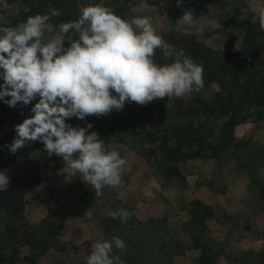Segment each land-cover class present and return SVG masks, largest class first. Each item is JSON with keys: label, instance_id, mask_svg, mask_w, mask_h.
<instances>
[{"label": "trees", "instance_id": "1", "mask_svg": "<svg viewBox=\"0 0 264 264\" xmlns=\"http://www.w3.org/2000/svg\"><path fill=\"white\" fill-rule=\"evenodd\" d=\"M1 1L6 8L0 17V27H15L29 16L48 14L50 4L61 12L48 21L58 35V25L76 20L80 6L88 4H103L117 16L129 20L135 12L145 7L155 11L161 3L171 6L167 8L170 14L182 16L184 10L203 0H182L180 8L177 0ZM259 1L264 7V0ZM219 23L238 33L227 35L226 43L218 48L199 34L170 30L160 35L176 51L184 50L195 63L203 66L204 86L199 92L182 98L157 99L146 106L126 103L122 111L113 110L109 116L67 121L81 127L91 123L90 131L99 134L107 151H117L126 162L129 157L136 159L149 174V182L155 179L162 192L175 189L181 197L184 194L179 210H174L187 236V244L182 243L179 252L190 251L197 264L217 263L219 252L212 246L215 241L212 231L215 226H225L233 219L225 207L211 205L206 198L189 194L190 185L196 187L197 193L207 191L223 198L236 183L234 174L250 171L249 184L256 194L257 205L264 211V178L259 177L264 174V139L239 137V130L244 128H264V32L259 30L258 11L249 12L245 7ZM174 59V55L165 59L156 50V63H172ZM30 107L18 105L13 109L0 101V171H5L10 178L8 191L0 192V264H45L52 254H64L74 247L77 240L74 236L69 238L67 226L59 216L74 212L64 202L67 199L77 200L84 207L89 219L85 226L97 233V241L111 240L113 236L123 239L126 248L121 251L113 247V255L119 256L124 264H168L163 262V256L179 244L174 242L165 218L142 220L132 214L133 205H126L107 189H103L101 197H96L95 189L79 173L62 172L63 161L55 155L49 157L40 142L10 154L4 145L12 142L14 126L30 117ZM246 143L252 145L255 156L247 164L230 167L229 162L239 156V149ZM125 168L122 179L126 177ZM37 192L45 196L46 212L36 220L29 219L32 195ZM242 202L244 206L249 204L248 200ZM117 209L131 214L126 224L109 215ZM246 230L251 233L253 228L249 226ZM77 231L75 235L79 236ZM234 233H241L238 226ZM254 233V241L264 242V234ZM90 250L82 251V256L70 264H87ZM229 260L233 264H264V248H247Z\"/></svg>", "mask_w": 264, "mask_h": 264}, {"label": "clouds", "instance_id": "2", "mask_svg": "<svg viewBox=\"0 0 264 264\" xmlns=\"http://www.w3.org/2000/svg\"><path fill=\"white\" fill-rule=\"evenodd\" d=\"M181 5L177 0V8ZM48 8V14L0 27V101L13 109L31 106L30 117L14 126L15 136L4 147L14 155L42 143L49 157L63 161L62 172L79 173L101 197L106 186L121 183L127 162L117 151L106 150L99 134L90 131L91 123L81 127L67 121L109 116L126 103L146 106L199 92L204 69L158 35L151 17L128 20L103 4H88L80 6L76 20L61 22L53 38L45 36L48 21L61 12ZM177 23L193 28L194 11L184 10ZM258 24L264 32V7L258 10ZM157 49L165 59L174 55V61L156 63ZM9 184V176L0 171V192L8 191ZM109 215L126 224L131 214L117 209ZM113 247L123 251L126 245L118 236L92 243L87 264H124Z\"/></svg>", "mask_w": 264, "mask_h": 264}, {"label": "rangeland", "instance_id": "3", "mask_svg": "<svg viewBox=\"0 0 264 264\" xmlns=\"http://www.w3.org/2000/svg\"><path fill=\"white\" fill-rule=\"evenodd\" d=\"M117 1L119 3L120 0ZM260 2L259 0H203L197 6L189 8L194 11V18L197 19L196 25L191 29L177 23L181 16L170 14L167 8L171 6L167 7L164 3H161L160 8L155 11H149L145 7L141 11L135 12L129 20L136 16H148L151 17L152 26L158 35L170 30L199 34L203 35L210 45L218 48L226 43L227 35L233 36L238 33L237 30L220 24L219 21L230 19V17L237 14L238 10L244 7L249 12L254 11L255 13L261 7ZM239 3H241V8ZM5 8L6 5L0 0V17L4 15L3 10ZM45 36L53 38L57 36L51 25L46 29ZM239 135L241 138L253 136L254 138L264 139V128L256 130L244 128L239 130ZM254 153L252 145L250 146L249 143H246L242 150L239 149V156H236L237 158L233 157L229 162V166L235 167L238 164L249 163L251 157L255 156ZM127 163L125 168L126 177L122 179L121 183L117 187L106 186L104 190L107 189L106 191L111 193V195L122 199L126 205H133L134 210L130 211L142 220L154 219L158 221L163 218L167 220L170 227L169 231L175 239L174 242H178L179 245L172 252L163 256V262L165 261L168 264H197L196 258L190 254V251L186 252V254H184L183 250L179 252L182 249V243L187 244L185 241L187 236L179 226L178 217L175 215L174 210H179V201H184V194L181 197V194H178L179 192L175 189H168L162 192L155 179L154 182H149V174L145 171V167L137 163L136 159L129 157ZM234 175L236 183L232 186L229 194L223 198L214 196L207 191L202 192L200 190L197 193L195 191L196 187L193 185H190L188 189V193L192 196L200 195L206 198L211 205L225 207V212L233 219L225 226L220 224L215 226L212 231V236L215 239L212 246L215 251L219 252L216 264H233L229 258L233 260L245 249L254 248L260 250L264 248V242L254 241V232L257 231L264 234V211L257 205L255 201L256 194L253 187L249 184L250 171H242ZM259 177L264 178V174H260ZM32 196L33 202L29 206L27 217L36 220L46 212L47 205L44 201L43 192H37ZM247 200L249 204L244 206L242 201L245 202ZM64 202L74 212L60 213L59 216L67 226L69 238L74 236L77 241L73 244L74 247L69 248L68 252L52 254L45 264H70L82 256V251L87 253V249H90L91 244L98 239L97 233L85 226L89 223V219L86 216L84 207L77 200L67 199ZM101 209L104 208L101 207ZM237 226L240 228L241 233H234V228L236 229ZM249 226L253 228L254 232L250 233L246 230ZM77 230L80 231L79 236L75 235L78 232Z\"/></svg>", "mask_w": 264, "mask_h": 264}]
</instances>
